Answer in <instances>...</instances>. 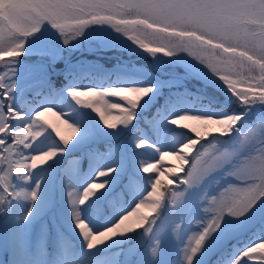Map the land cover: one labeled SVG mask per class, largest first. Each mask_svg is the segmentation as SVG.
<instances>
[{"label": "snow or ice", "instance_id": "1", "mask_svg": "<svg viewBox=\"0 0 264 264\" xmlns=\"http://www.w3.org/2000/svg\"><path fill=\"white\" fill-rule=\"evenodd\" d=\"M0 249L264 264V0H0Z\"/></svg>", "mask_w": 264, "mask_h": 264}, {"label": "trees", "instance_id": "2", "mask_svg": "<svg viewBox=\"0 0 264 264\" xmlns=\"http://www.w3.org/2000/svg\"><path fill=\"white\" fill-rule=\"evenodd\" d=\"M94 54H92V53H87V52H85V53H83L82 54V56H84V57H91V56H93ZM95 58L96 59H98L100 62H105V61H108L109 63H114V61H115V56H113V55H108V54H102V53H97V54H95ZM109 63H106L105 64V66L106 65H109ZM139 63H137V65H138ZM196 87H197V85H196ZM198 88V87H197Z\"/></svg>", "mask_w": 264, "mask_h": 264}, {"label": "rangeland", "instance_id": "3", "mask_svg": "<svg viewBox=\"0 0 264 264\" xmlns=\"http://www.w3.org/2000/svg\"><path fill=\"white\" fill-rule=\"evenodd\" d=\"M113 66H114V63H113V64H112V63H109V65H106L105 67H107V68H111V67H113ZM139 66H140V64L137 65V67H139ZM197 87L199 88V85H197ZM48 118L51 119V120H54V119H55V117H52L50 114H49V117H48ZM166 160H167V159H166ZM162 163H163V162H162ZM172 163H173V162L170 161V160H167V163H166V164L163 163V164H164V167H165V170H166L167 168L173 166ZM0 264H6V255H5L3 249H0Z\"/></svg>", "mask_w": 264, "mask_h": 264}]
</instances>
